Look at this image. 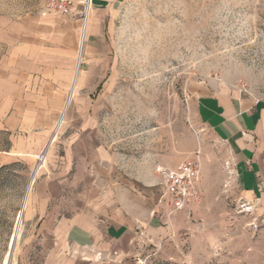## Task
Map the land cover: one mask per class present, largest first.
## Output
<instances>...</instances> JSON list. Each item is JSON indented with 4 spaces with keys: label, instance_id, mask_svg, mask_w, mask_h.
<instances>
[{
    "label": "rangeland",
    "instance_id": "rangeland-1",
    "mask_svg": "<svg viewBox=\"0 0 264 264\" xmlns=\"http://www.w3.org/2000/svg\"><path fill=\"white\" fill-rule=\"evenodd\" d=\"M47 1L0 0V33L18 22L61 14L47 8ZM71 1L77 52L85 0ZM90 5L81 65L90 64L96 80L91 99L101 139L130 165L173 167L199 152L201 172L202 154L210 149L204 152V140L215 152L220 143L202 130L189 88L213 81L264 98V0H91ZM6 52L0 42V63ZM13 133L0 129V264L7 256L8 264H22L23 221L15 251L10 241L40 163L36 156L46 149L18 155ZM215 182L203 183L200 198L181 212V224L147 247L145 264H264V221L255 227L254 216L230 194L231 183Z\"/></svg>",
    "mask_w": 264,
    "mask_h": 264
},
{
    "label": "crops",
    "instance_id": "crops-1",
    "mask_svg": "<svg viewBox=\"0 0 264 264\" xmlns=\"http://www.w3.org/2000/svg\"><path fill=\"white\" fill-rule=\"evenodd\" d=\"M35 19L0 33L7 50L0 63V129L18 133V155L46 148L22 214V264H137L147 247L182 222L185 210L167 229V207L158 204L156 169L176 165H130L103 142L91 99L96 80L90 64L81 65L80 37L76 52L75 22L62 14ZM219 87L199 82L187 96L199 107L202 130L220 143L215 152L203 142L204 152L210 149L202 154L197 192L200 198L210 180L225 185L228 162L230 194L256 227L264 221V98Z\"/></svg>",
    "mask_w": 264,
    "mask_h": 264
},
{
    "label": "built area",
    "instance_id": "built-area-1",
    "mask_svg": "<svg viewBox=\"0 0 264 264\" xmlns=\"http://www.w3.org/2000/svg\"><path fill=\"white\" fill-rule=\"evenodd\" d=\"M73 7V2L71 0L47 1V8H51L62 15L73 16ZM195 155L196 156L190 160H186L176 165L174 168L156 169L160 176L162 187L159 194L158 204L167 207L164 216V226L167 229L171 227V219L175 213L186 210L192 203L199 199L197 192V186L200 180L199 152ZM36 159L38 162L42 163L44 161V155L40 154L39 156H36ZM225 166L226 169H228L229 178L224 187L230 184L232 178V174L229 171L230 164L227 162L225 163ZM249 209L250 207H244L245 211H248ZM145 262L146 257L143 255L139 256L136 260L137 264H145Z\"/></svg>",
    "mask_w": 264,
    "mask_h": 264
},
{
    "label": "bare ground",
    "instance_id": "bare-ground-1",
    "mask_svg": "<svg viewBox=\"0 0 264 264\" xmlns=\"http://www.w3.org/2000/svg\"><path fill=\"white\" fill-rule=\"evenodd\" d=\"M84 3H85V10H84V20H83V23H82V25H81V32H80V42H83L84 41V38H85V33H86V27H87V22H88V13H89V8H90V0H85L84 1ZM80 44V43H79ZM79 49V48H78ZM79 53H78V58H77V62L79 61ZM81 61V60H80ZM78 64H79V62H78ZM78 66V65H77ZM73 91H74V86H73V84L71 85V88H70V92H69V97H71L72 96V93H73ZM70 101V100H69ZM65 109V108H64ZM66 111V110H65ZM61 116H62V114H61ZM62 119V118H61ZM61 119H59V120H61ZM60 122V121H59ZM59 124H61V122L59 123ZM60 126L58 125L57 126V128L55 129V131L53 132V135L51 136V138H50V142L51 141H53L54 139H55V136H56V133L58 132V128H59ZM44 160V159H43ZM42 164H43V162L42 163H40L39 164V166L36 168L37 169V171L34 173V175L30 178V180H29V182H28V184H27V187H26V190H25V193H24V196H23V200H22V204H21V207H20V210H19V212H18V214H17V218H16V224H15V229H14V232H13V235H12V238H11V241H10V246H9V248H10V250H13V251H15V245H16V243L19 241V239H20V235H21V230H22V214H23V212H24V210H25V207H26V202H27V200H28V196H29V192H30V190H31V187H32V184H33V182H34V178H35V175L37 174V172H38V168L39 167H41L42 166ZM35 171V170H34ZM33 171V172H34ZM10 253V252H9ZM13 261H11V263H12ZM9 263V256H7L6 258H5V261H4V264H8ZM14 264V263H13Z\"/></svg>",
    "mask_w": 264,
    "mask_h": 264
}]
</instances>
